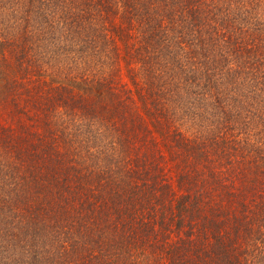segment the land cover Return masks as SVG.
I'll return each instance as SVG.
<instances>
[{
  "label": "trees",
  "instance_id": "16d2710c",
  "mask_svg": "<svg viewBox=\"0 0 264 264\" xmlns=\"http://www.w3.org/2000/svg\"><path fill=\"white\" fill-rule=\"evenodd\" d=\"M0 264H264V0H0Z\"/></svg>",
  "mask_w": 264,
  "mask_h": 264
}]
</instances>
